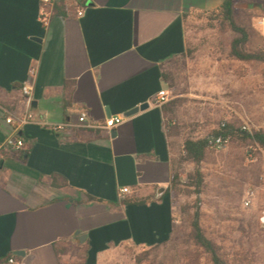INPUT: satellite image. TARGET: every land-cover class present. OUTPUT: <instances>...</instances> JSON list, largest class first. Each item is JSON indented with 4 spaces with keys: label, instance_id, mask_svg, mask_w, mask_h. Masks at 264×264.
<instances>
[{
    "label": "crops",
    "instance_id": "1",
    "mask_svg": "<svg viewBox=\"0 0 264 264\" xmlns=\"http://www.w3.org/2000/svg\"><path fill=\"white\" fill-rule=\"evenodd\" d=\"M53 1L45 25L41 0H0V263L100 264L119 246L171 240L177 161L169 103L153 98L169 92L165 65L187 51L186 17L226 0ZM243 2L262 33L264 0ZM28 111L32 123L6 122ZM112 116L123 121L108 129ZM17 132L20 152L4 146Z\"/></svg>",
    "mask_w": 264,
    "mask_h": 264
},
{
    "label": "rangeland",
    "instance_id": "2",
    "mask_svg": "<svg viewBox=\"0 0 264 264\" xmlns=\"http://www.w3.org/2000/svg\"><path fill=\"white\" fill-rule=\"evenodd\" d=\"M241 4L234 6V15L251 31L246 49L261 52L264 35L251 27L257 15ZM223 19L220 8L188 15L187 51L165 65L170 77L166 127L179 174L172 186L173 237L155 247L119 246L100 264H213L211 254L190 237L197 214L205 235L230 264H264V147L233 136L226 148L209 147L198 166L183 150L187 139H207L223 130V123L240 129L246 121L250 134L264 130V62L230 56L236 33ZM196 168L204 174L200 192L188 178ZM249 189H255V197L247 207Z\"/></svg>",
    "mask_w": 264,
    "mask_h": 264
},
{
    "label": "trees",
    "instance_id": "3",
    "mask_svg": "<svg viewBox=\"0 0 264 264\" xmlns=\"http://www.w3.org/2000/svg\"><path fill=\"white\" fill-rule=\"evenodd\" d=\"M236 0H226L222 7H220L223 21L227 22L232 30L236 33L232 43L230 56L242 61H263L264 62V50L261 52H248L246 49L247 43L249 41V32L246 27L238 24L234 15V6ZM166 80L169 81V75L165 74ZM165 111L169 110V107H164ZM224 134L230 136L232 139L234 137H239L242 139H250L254 143L258 144L260 147H264V130L255 131L253 134L249 132L242 131L240 129H235L232 126L225 125L223 130L217 132V134ZM208 140L205 138L200 139H187L184 143V153L185 159L195 163L197 166L206 158L208 151ZM189 182L191 185L195 186L200 192L204 184V174L200 171L199 168H196L194 172L190 173ZM179 180V174L177 169L173 172L172 183L173 185L177 184ZM199 214H197L196 220L192 223V230L190 237L194 240L195 244L206 249L212 257L213 264H230L229 260L220 254V247L216 245L211 239H209L205 232L203 231L199 220ZM160 246V245H157ZM11 255L1 259L0 264L8 263ZM141 259V258H140ZM139 259V261H140Z\"/></svg>",
    "mask_w": 264,
    "mask_h": 264
},
{
    "label": "built area",
    "instance_id": "4",
    "mask_svg": "<svg viewBox=\"0 0 264 264\" xmlns=\"http://www.w3.org/2000/svg\"><path fill=\"white\" fill-rule=\"evenodd\" d=\"M42 8H41V21L48 25L50 23L52 17V7L54 5L53 0H41ZM83 11H79L78 15H82ZM257 25L260 28L262 34L264 35V16L258 18ZM32 73H35V70H32ZM32 86L30 84H24L22 87V92L26 97H30L32 94ZM169 101V92L165 89L161 90L154 98L153 102L156 105L163 106ZM34 113L32 111H28L19 117H15L10 115L6 118V122L12 125H15L17 129L19 127L30 124L34 121ZM88 119L87 111L81 112L79 117L80 122H85ZM123 121V116H112L106 120L105 127L108 129H112L117 124ZM226 124L223 123V127ZM46 127L51 131H59L65 128V124L58 123V124H47ZM241 130L246 132H251V128L248 122L244 121L241 125ZM18 131V130H17ZM208 146L210 148L215 149H223L228 146L230 143V136L224 134H215L207 138ZM4 146L13 149L16 152H20L25 146V140L19 136L18 132L8 136L4 141ZM124 192L128 191V188L123 189ZM255 197V189H249L247 192L246 198L244 199V205L249 207L253 204V200ZM260 223L264 226V211L260 216ZM9 264H17V260L15 258H10L8 261Z\"/></svg>",
    "mask_w": 264,
    "mask_h": 264
},
{
    "label": "water",
    "instance_id": "5",
    "mask_svg": "<svg viewBox=\"0 0 264 264\" xmlns=\"http://www.w3.org/2000/svg\"><path fill=\"white\" fill-rule=\"evenodd\" d=\"M148 106H149L148 103H145V104H143V105L137 106V107L131 109L130 111H128V112L126 113V116H131V115H133V114L139 112L141 109H145V108H147ZM162 190H163V188H160V191H162ZM78 234H79V233H78ZM22 254H23V253H22Z\"/></svg>",
    "mask_w": 264,
    "mask_h": 264
}]
</instances>
